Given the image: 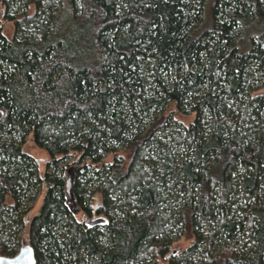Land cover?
I'll return each instance as SVG.
<instances>
[{"label": "trees", "instance_id": "16d2710c", "mask_svg": "<svg viewBox=\"0 0 264 264\" xmlns=\"http://www.w3.org/2000/svg\"><path fill=\"white\" fill-rule=\"evenodd\" d=\"M207 1L0 0V24L12 25L9 38L0 30V256L25 227L2 217L37 182L39 209L17 241L35 264H148L178 231L190 247L167 264H264V96L251 94L264 7L212 0L205 21ZM25 144L46 169L68 158L75 177L82 169L78 214L59 179L32 183Z\"/></svg>", "mask_w": 264, "mask_h": 264}, {"label": "rangeland", "instance_id": "374dc122", "mask_svg": "<svg viewBox=\"0 0 264 264\" xmlns=\"http://www.w3.org/2000/svg\"><path fill=\"white\" fill-rule=\"evenodd\" d=\"M261 7H264V0H257ZM212 0H208L205 4V7L203 9V16L205 18V21H208L210 19V6H211ZM257 28V32L261 30V26H256ZM0 30H1V34L4 35L6 38H9L12 34V25L11 23H9L8 21L3 22L2 24H0ZM255 28H251V26H249L248 28H245V36H247V34H250L252 31H254ZM246 44V43H245ZM263 76H261V84H255L257 85V87L254 89V91L251 93L252 95L255 96H264V70H263ZM182 114V113H180ZM176 120H179L180 122H182L183 125H187L191 120L192 117H186L183 116V114L179 117H175ZM21 150H23V152H25L29 157L32 158L33 161H30V165L32 166V170L34 171V176L32 178V183L35 182L36 180L40 179L43 177V175H47L50 179H54L57 180L59 179L61 182V194L63 197V179H62V172L63 169L67 166L73 165L72 163V159L68 158V159H61L58 160L55 164L51 165L48 169H46L43 164L44 162L47 161V156L46 154L29 145V144H25L23 147H21ZM112 159V155H103L102 156V164L103 163H109ZM36 163V166L35 164ZM75 167H78L77 165H73ZM83 173L82 169L78 170V175H76L75 179H79V175ZM57 188L53 187L52 188V194H56ZM92 189L87 190V192H91L89 198L91 199L90 201V214L88 215V219L90 221L95 220L96 216L94 215V211L96 210V208L100 205V197L99 195L93 191ZM44 194V190L43 188L40 186L39 183L35 182L34 186L32 187V189L28 192L27 196L25 197V199L22 201L20 208H18V210L16 211V214H14L16 217L12 216V214H5V216L2 217L3 221H6L7 219L12 221V219H16L18 217H20L22 219V221H28L31 217H33L34 215H36L40 203H41V199L42 196ZM88 197L86 196V199L84 198L82 205H85L86 201H87ZM176 203L179 202V200H175ZM175 204V202H173ZM4 204H11V200L9 199V197H7L5 199V203ZM80 216V214H79ZM78 218V217H77ZM68 221V219L63 220V222ZM5 224V222H3ZM26 223L25 222V227H22V229L18 232L17 235H15L12 239V242L9 243V245L11 246V250L16 253L19 245L17 244L18 242V238L19 241L22 239L21 237H25L27 235V227H26ZM24 226V225H23ZM10 229L14 228V224L11 223V226L9 227ZM4 231L5 228L3 229ZM5 233V232H4ZM190 242H191V237L189 235V233H180L178 232H174V234L171 236V243L169 246V251L167 253V255H165L164 257H162L161 259L157 258L155 260H150L148 262V264H167L166 259H170V257L173 256H179L182 255L184 253H186V250L190 247ZM238 243L242 244V241H238ZM249 247V246H248ZM247 250H249V248H247L245 250V253H247ZM215 251H212V254H214ZM264 261V259H263ZM191 263H195V257L191 258ZM196 264H199L196 263Z\"/></svg>", "mask_w": 264, "mask_h": 264}, {"label": "water", "instance_id": "95a60500", "mask_svg": "<svg viewBox=\"0 0 264 264\" xmlns=\"http://www.w3.org/2000/svg\"><path fill=\"white\" fill-rule=\"evenodd\" d=\"M76 167L73 165L67 166L63 169V201L71 214H78L79 208L73 197L72 188L75 180ZM84 214L81 215L80 220H83ZM86 223L92 225L96 221L86 220ZM0 264H35L34 253L29 246H20L17 252L11 257L0 256Z\"/></svg>", "mask_w": 264, "mask_h": 264}, {"label": "flooded vegetation", "instance_id": "af4514ba", "mask_svg": "<svg viewBox=\"0 0 264 264\" xmlns=\"http://www.w3.org/2000/svg\"><path fill=\"white\" fill-rule=\"evenodd\" d=\"M25 222H27V221H25ZM20 247V246H19Z\"/></svg>", "mask_w": 264, "mask_h": 264}]
</instances>
